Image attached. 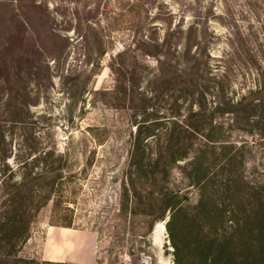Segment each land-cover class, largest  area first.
Segmentation results:
<instances>
[{"label":"rangeland","instance_id":"374dc122","mask_svg":"<svg viewBox=\"0 0 264 264\" xmlns=\"http://www.w3.org/2000/svg\"><path fill=\"white\" fill-rule=\"evenodd\" d=\"M263 81L264 0H0V264H264V143L230 112ZM55 166L72 227L7 224Z\"/></svg>","mask_w":264,"mask_h":264},{"label":"trees","instance_id":"16d2710c","mask_svg":"<svg viewBox=\"0 0 264 264\" xmlns=\"http://www.w3.org/2000/svg\"><path fill=\"white\" fill-rule=\"evenodd\" d=\"M33 3V2H32ZM184 32V30H182ZM194 32V27L188 29V33ZM235 111H230L234 114V121L232 122L233 128L238 127L244 121H249L243 125V129L248 130L252 134L251 143L258 141L256 144L264 143V81L255 90H250L247 95H244L240 101L236 103ZM242 109V110H241ZM228 112V111H227ZM218 129H223L222 125L218 126ZM210 142H213L210 140ZM242 145H248L252 148L254 144H248L244 141ZM49 157H53L54 153ZM59 159H67L64 155H57ZM49 157L43 156L38 161L49 159ZM55 163L53 165H55ZM58 169L57 166L52 168V171L44 169L42 172H30L27 173L20 182L15 183L8 190L6 203L11 208H16L20 204L25 206L26 209L20 213V218L13 222L12 218L7 214V224H11L14 227L21 226L24 230H29L31 220L34 215L47 205L50 201H53V209L50 218V225L53 227L71 228L72 221L68 220L66 215L60 211L63 199L57 197L55 193L56 178H53V173ZM49 186V190H45L44 187ZM21 264H39L35 260L20 259ZM44 264H71L66 262H52L45 261Z\"/></svg>","mask_w":264,"mask_h":264},{"label":"crops","instance_id":"0c3cea01","mask_svg":"<svg viewBox=\"0 0 264 264\" xmlns=\"http://www.w3.org/2000/svg\"><path fill=\"white\" fill-rule=\"evenodd\" d=\"M65 230H69V229H62V231H61L62 233H60L62 236H63ZM62 241L60 242V246L62 248V245H63V248H64L65 247L64 241L63 242ZM48 260L52 261V262H66V263H71V264H95L96 263V261H92V262L88 263L89 262L88 259H78V257H76L73 254L70 256H64V258H62V259H48Z\"/></svg>","mask_w":264,"mask_h":264}]
</instances>
